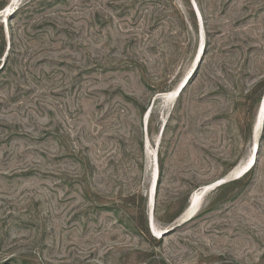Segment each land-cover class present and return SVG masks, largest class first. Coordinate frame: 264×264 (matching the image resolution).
<instances>
[{
	"label": "rangeland",
	"instance_id": "rangeland-1",
	"mask_svg": "<svg viewBox=\"0 0 264 264\" xmlns=\"http://www.w3.org/2000/svg\"><path fill=\"white\" fill-rule=\"evenodd\" d=\"M198 1L0 15V264H264V0Z\"/></svg>",
	"mask_w": 264,
	"mask_h": 264
},
{
	"label": "bare ground",
	"instance_id": "bare-ground-1",
	"mask_svg": "<svg viewBox=\"0 0 264 264\" xmlns=\"http://www.w3.org/2000/svg\"><path fill=\"white\" fill-rule=\"evenodd\" d=\"M19 3H20V0H11L8 3L6 9L3 10L2 12H0V15L1 16H8L9 14H11L13 11H15L17 9ZM8 10H9V12H7ZM183 87H182V89H183ZM177 96H178V93H176V91L174 89V90L169 91L165 95H163V98L165 99V101L170 102L173 99H175V97H177ZM262 98H263V96H262ZM262 98H261V101H262ZM261 101H260V103H261ZM263 115H264V111H262L260 109V104H259L258 113H257V121H256V124L258 125V127H260L261 124H262V121L264 119ZM253 152H254V150L252 148L251 153L249 154L247 159L245 161H243L242 163H240V165H238L235 168V170L233 171V174H235V177L238 176L239 174H241L245 170V168H246L248 162L251 160V158L253 160V157H252L253 156L252 155ZM255 161H256V159H255ZM255 161L253 162L252 166L255 164ZM210 185L211 184H207V185L203 186L202 188H200V189H198V190H196L195 192L192 193V195H191V197L189 199V203H188V205L186 207L187 211H185V213L183 214V217H182L184 220L190 219V214L191 213H193L195 215L199 211V209L201 208V206H202V204H203V202L205 200L206 195L213 189Z\"/></svg>",
	"mask_w": 264,
	"mask_h": 264
},
{
	"label": "water",
	"instance_id": "water-1",
	"mask_svg": "<svg viewBox=\"0 0 264 264\" xmlns=\"http://www.w3.org/2000/svg\"><path fill=\"white\" fill-rule=\"evenodd\" d=\"M192 4H193V6H194V8H195V10H196V12H197L199 18L202 19L201 12H200V9H199V7H198V5H197L196 0H192ZM5 9H6V8H5ZM7 12H9V10H8ZM203 53H204V42H202L201 45H200V48H199V50H198V54H197L196 59H195V62H194V67L197 66L198 61L200 60L201 55H202ZM186 81H187V78L184 79L183 82H181V83L177 86V88L175 89L176 93L179 94V92L181 91L182 87L186 84ZM260 109H261L262 111H264V94H263L262 101H261V103H260ZM263 117H264V115H263ZM257 146H258V144L256 145V143H255V146L253 147L254 152H253V154H252V155H253V156H252V157H253V160H252V158H251V160L248 162V164H247L245 170H244L241 174L245 173V172H246V171L252 166L253 162L255 161L256 156H257V152H258V147H257ZM241 174H239V175H241ZM239 175H238V176H239ZM230 180H232L231 176H226V177H224V178H221V179H219V180L213 182L210 186L213 188L212 190H214V189H216L218 186H220V185H222V184H224V183H226V182H228V181H230ZM156 189H157V176H154V177H153V182H152V184H151V188H150V205H151V206L154 205ZM185 211H187V210H185ZM184 213H185V212H184ZM193 215H194V214L191 213V214H190V218H191ZM183 221H185V220L183 219ZM151 222H152L153 225H155V221H154V217H153V215H152ZM175 227H176V226H173V227H171L170 229H169V228H166V229L160 231V234H161V235H165V234H167V232H169L170 230L174 229Z\"/></svg>",
	"mask_w": 264,
	"mask_h": 264
},
{
	"label": "trees",
	"instance_id": "trees-1",
	"mask_svg": "<svg viewBox=\"0 0 264 264\" xmlns=\"http://www.w3.org/2000/svg\"><path fill=\"white\" fill-rule=\"evenodd\" d=\"M196 1L198 2V5L200 6L199 8H200L201 13L204 15V9L201 7L199 1H198V0H196ZM3 6H4V5H2V6L0 7V9H2ZM255 162H256V161H255ZM254 165H255V164H254ZM254 165H253V166H252V167L246 172V174L249 173V172L253 169ZM246 174H244V175H246ZM230 182H232V181H228V182H226V183H224V184L218 186V188H223V187H225V186H226L228 183H230ZM147 229H148V227H147Z\"/></svg>",
	"mask_w": 264,
	"mask_h": 264
}]
</instances>
